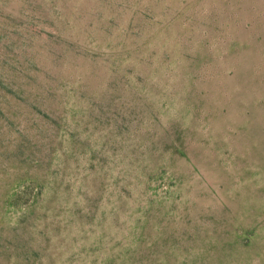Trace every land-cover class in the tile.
Segmentation results:
<instances>
[{
    "label": "rangeland",
    "instance_id": "1",
    "mask_svg": "<svg viewBox=\"0 0 264 264\" xmlns=\"http://www.w3.org/2000/svg\"><path fill=\"white\" fill-rule=\"evenodd\" d=\"M0 264H264V0H0Z\"/></svg>",
    "mask_w": 264,
    "mask_h": 264
}]
</instances>
